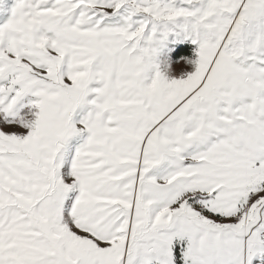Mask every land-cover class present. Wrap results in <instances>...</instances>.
<instances>
[{
    "label": "snow or ice",
    "instance_id": "1",
    "mask_svg": "<svg viewBox=\"0 0 264 264\" xmlns=\"http://www.w3.org/2000/svg\"><path fill=\"white\" fill-rule=\"evenodd\" d=\"M0 264H264V0H0Z\"/></svg>",
    "mask_w": 264,
    "mask_h": 264
}]
</instances>
